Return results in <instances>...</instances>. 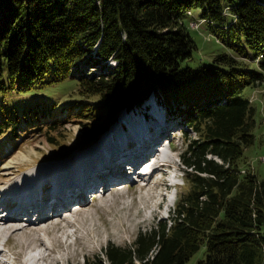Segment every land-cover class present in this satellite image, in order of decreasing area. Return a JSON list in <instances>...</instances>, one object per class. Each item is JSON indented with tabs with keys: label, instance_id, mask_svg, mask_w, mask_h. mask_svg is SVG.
Instances as JSON below:
<instances>
[{
	"label": "trees",
	"instance_id": "1",
	"mask_svg": "<svg viewBox=\"0 0 264 264\" xmlns=\"http://www.w3.org/2000/svg\"><path fill=\"white\" fill-rule=\"evenodd\" d=\"M193 11L228 49L197 68L182 20ZM82 63L104 72L78 75ZM263 80L264 0H0V140L48 115L55 131L64 107L35 95L62 83L98 98L66 108L91 124L87 140L152 94L189 138L185 189L168 220L83 264H187L198 254L196 264H264V181L241 169L256 128L245 91Z\"/></svg>",
	"mask_w": 264,
	"mask_h": 264
},
{
	"label": "rangeland",
	"instance_id": "2",
	"mask_svg": "<svg viewBox=\"0 0 264 264\" xmlns=\"http://www.w3.org/2000/svg\"><path fill=\"white\" fill-rule=\"evenodd\" d=\"M182 20L197 45V50L193 52L192 58L187 62L189 66L197 68L202 65H211L218 54L228 52V49L210 32L207 24L199 17L197 11L184 16ZM248 62L250 63L251 60ZM108 64L115 66L114 61ZM90 65L91 63H82L78 75L93 76L104 72V68H101V66L90 68ZM62 85L63 83L56 85L53 90L35 95L39 100L51 99L52 108L59 106V110L64 107L62 113L58 111L59 119L55 131L54 129L52 131L47 129L48 124L53 120H49L53 117L48 115L45 120L41 121L40 128L29 132L26 130H31L33 127L28 129V125L22 122L17 135H15L18 137L16 141L7 136L0 140V182L4 181L5 184L0 185V191L4 190L9 182L20 180L29 170L66 162L77 156V154L98 146L104 134L97 136L96 139L87 140L84 130L91 127L89 126L91 124L85 125L86 123L79 119H71L66 115L68 112L67 106L73 103L76 104L79 100H82L87 106L98 104V98L81 97V93L75 84H69L64 88ZM245 95L250 98L252 105L255 107L256 128L254 129V143L246 149L241 159V169L243 172L253 173L260 181H264V80L253 89H246ZM154 108L161 109L164 112L165 125L159 129L160 132L164 133L163 137L160 138V141L163 139V142L159 141L155 144L152 152L156 151L158 153L161 150V147L158 146L163 143L167 149L162 153V157L168 159L170 165L173 166L162 167L161 172L155 171L153 175H147L148 177L146 176L143 179L144 181L140 182L141 184L138 179H135L137 175L131 178V170L126 168L125 170L129 172L127 173L128 180H126L125 185L134 188V194H131L127 189L119 190L117 195L124 194V196L120 198L116 205L113 203L114 195L111 193H108L104 200L101 199V194L93 196L92 193H95V191L88 193L85 202L77 204L83 203L82 205L90 206L91 215L88 218L83 216L87 222L78 223L75 218L71 217L72 220H75V226H71L65 231L69 234V237L62 236L59 243H56L50 237L48 244L50 248H54V252L48 254L49 250L43 248L41 251L36 252L37 257L40 255L46 256V260L38 264H83L84 259H91L95 256H100L105 260L103 250L108 244L115 246L131 244L139 231L144 232L154 224L168 220L170 211L175 206V203L172 204L174 190L168 189L166 191L168 196H163L157 188L160 185L170 186L175 184L177 187L175 202H177L179 194L185 189L184 168L179 165L181 162L180 155L184 151L189 138L185 135V129L181 125L180 118L173 116L168 107L161 104L153 94L134 109L133 113L136 115L133 118L134 124L139 120L138 115L140 118H146L147 121L152 122L154 117L150 113ZM124 114H126V111L118 113L116 119L106 128L107 132L113 128V130L118 129V123ZM25 132L28 133L25 134ZM49 138L53 141L57 140L56 145L50 144ZM156 152L155 156L157 155ZM6 177L8 178L4 180ZM142 184L146 185L141 186ZM72 209L68 207L66 211H72ZM61 217H65V215L61 214ZM79 217L81 219L82 215H79ZM4 240L5 238L2 237L1 241ZM19 251L20 248L16 247V240L13 239L5 247V254L0 259L4 263L9 259L13 264H22L26 262L29 254L21 255ZM200 258L201 254H198L187 264H196Z\"/></svg>",
	"mask_w": 264,
	"mask_h": 264
},
{
	"label": "bare ground",
	"instance_id": "3",
	"mask_svg": "<svg viewBox=\"0 0 264 264\" xmlns=\"http://www.w3.org/2000/svg\"><path fill=\"white\" fill-rule=\"evenodd\" d=\"M150 114L154 117L152 122L138 115L139 120L134 124L135 113L127 112L117 124L118 129L113 128L105 133L98 146L87 149L66 162L29 170L20 180L8 183L0 191V198L3 193L10 194L7 198L0 199V238L6 239L5 247L13 239L16 240V247L20 248L19 254H29L22 264L45 261L46 256L37 257L36 252L42 248L49 250L48 254L54 252V248H50L48 244L50 237L59 243L62 236L69 237L65 231L75 226V220L78 223L87 222L83 216L88 218L91 208L82 204L88 193L95 191L93 196L101 194L102 200L111 193L116 205L124 196L119 193L117 195L119 190L127 189L134 194V188L125 185L129 172L126 168L142 179L153 175L155 171L163 170L157 155L155 156L156 151L152 150L164 135L159 129L165 125V114L158 108H154ZM142 168L144 169L141 171ZM147 170V175H144L143 171ZM0 185H5L4 181ZM72 202L83 203L70 206ZM68 207L73 208L72 211H66ZM60 209H65L62 213L65 217H61ZM33 215H36L38 222L32 221ZM79 215H82L81 219ZM4 254L5 250H0V258ZM0 264L6 263L0 259Z\"/></svg>",
	"mask_w": 264,
	"mask_h": 264
},
{
	"label": "water",
	"instance_id": "4",
	"mask_svg": "<svg viewBox=\"0 0 264 264\" xmlns=\"http://www.w3.org/2000/svg\"><path fill=\"white\" fill-rule=\"evenodd\" d=\"M124 109H125V108H124ZM124 109H122L121 111H123ZM121 111H120V112H121Z\"/></svg>",
	"mask_w": 264,
	"mask_h": 264
}]
</instances>
